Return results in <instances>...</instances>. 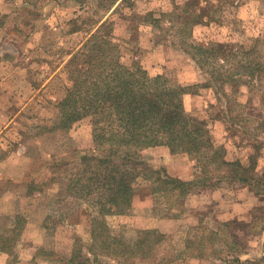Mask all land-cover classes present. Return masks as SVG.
Returning a JSON list of instances; mask_svg holds the SVG:
<instances>
[{"label": "rangeland", "instance_id": "1", "mask_svg": "<svg viewBox=\"0 0 264 264\" xmlns=\"http://www.w3.org/2000/svg\"><path fill=\"white\" fill-rule=\"evenodd\" d=\"M152 36L192 55L211 78L183 86L176 70L148 76L199 95L188 111L211 120L225 157L246 164L253 153L264 171V0H0V253L9 264H264V194L234 181L232 165L183 194L158 183L153 171L164 165L139 151L144 164H131L138 173L124 213L95 217L97 205L74 195V179L90 175L82 156L106 155L111 141L99 138L91 115L68 123L72 103L62 112L60 102L84 91L72 81L88 67L117 58L143 68L138 41ZM227 115L239 118L243 137L228 130ZM188 156L191 166L175 157L170 167L183 172L167 174L199 177Z\"/></svg>", "mask_w": 264, "mask_h": 264}, {"label": "trees", "instance_id": "2", "mask_svg": "<svg viewBox=\"0 0 264 264\" xmlns=\"http://www.w3.org/2000/svg\"><path fill=\"white\" fill-rule=\"evenodd\" d=\"M89 65L92 66L91 62ZM72 82L74 86H84V91L79 95L76 91L77 98L69 96L60 102L65 106L62 112L68 111V102L72 103L70 116L67 115L69 111L62 116L67 115L70 123L91 115L92 122L99 124V138L111 141L106 155L93 150V153L82 156V162L87 164L82 172L90 175L83 178L85 175L80 174L72 183L74 195L97 205L93 210L97 214L93 216L121 214L125 208H130L133 203L131 183L138 173L131 164H144L138 158L139 151L148 146L164 145L173 153L186 152L194 160V168L200 174L194 180L172 177L163 167L153 171L158 183L172 184L178 193H188L198 183L205 185L206 177L202 175L226 164L234 167L229 174L234 181L252 182L251 188L256 189L255 193L264 194V171H256L253 153L248 155L246 164L240 159L227 160L224 147L212 137L211 120L198 118L184 107L186 87L170 83L162 76L149 77L142 67L129 68L117 58L103 68H86L85 72L77 73ZM227 117L231 122L228 130L230 128L234 134L242 131L236 128L239 118ZM244 133L241 132L242 137ZM115 142L117 148L114 149ZM260 144H253L252 151H260ZM120 161L122 163L118 165ZM92 233L96 235L98 232L93 228ZM99 233L104 234V238L109 237L108 229ZM144 240L140 238L138 243L144 245ZM120 251L126 258L132 252L127 244H122Z\"/></svg>", "mask_w": 264, "mask_h": 264}, {"label": "crops", "instance_id": "3", "mask_svg": "<svg viewBox=\"0 0 264 264\" xmlns=\"http://www.w3.org/2000/svg\"><path fill=\"white\" fill-rule=\"evenodd\" d=\"M120 1V0H119ZM159 3V2H158ZM156 9H161L163 11V5L158 4ZM153 9V8H151ZM160 14V13H159ZM156 14V20H162V15ZM139 32H142L141 30ZM147 42L138 41V44L141 49V53L139 55H135L134 58L140 60V63L143 66V69L149 75L150 73H162L165 71L176 70L175 79L178 81L180 85H189L194 83H201L209 78V76L204 72L195 61L186 53L185 51L176 50L173 45L164 41L162 43H158L154 36L150 37ZM181 62L184 61V65L174 66V61ZM194 63V64H193ZM170 67V68H169ZM199 95H192L191 93L184 94L183 104L187 110H195L196 106L193 103V100H196ZM154 153V156H151L152 160H160L161 164L164 165V168L169 174H178L183 171H178L179 168L176 166L174 168L170 167V164L174 159L179 158L183 160V169L191 166V162L188 160L185 161V155L188 156L186 152H171L167 146L164 145H156V146H148L141 150L142 155H146L147 153ZM145 153V154H144ZM178 156V157H177ZM180 156V157H179ZM146 157V156H145ZM176 157V158H175ZM189 157V156H188ZM144 158V157H143ZM146 159H149L148 156ZM187 159V158H186ZM227 159V158H226ZM228 160V159H227ZM6 262V263H5ZM0 264H9L8 256L6 254L0 253Z\"/></svg>", "mask_w": 264, "mask_h": 264}]
</instances>
